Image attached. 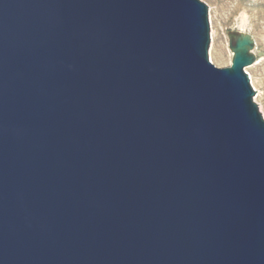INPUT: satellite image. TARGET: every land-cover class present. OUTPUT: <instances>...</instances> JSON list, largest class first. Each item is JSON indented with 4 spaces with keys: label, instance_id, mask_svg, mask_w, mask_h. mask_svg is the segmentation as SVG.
I'll return each instance as SVG.
<instances>
[{
    "label": "water",
    "instance_id": "95a60500",
    "mask_svg": "<svg viewBox=\"0 0 264 264\" xmlns=\"http://www.w3.org/2000/svg\"><path fill=\"white\" fill-rule=\"evenodd\" d=\"M203 0H0V264H264L255 38L209 58Z\"/></svg>",
    "mask_w": 264,
    "mask_h": 264
},
{
    "label": "rangeland",
    "instance_id": "374dc122",
    "mask_svg": "<svg viewBox=\"0 0 264 264\" xmlns=\"http://www.w3.org/2000/svg\"><path fill=\"white\" fill-rule=\"evenodd\" d=\"M209 8V58L219 67L231 63L229 33L246 31L255 38V63L245 68L255 89L254 99L264 116V0H203ZM242 20H246L243 24Z\"/></svg>",
    "mask_w": 264,
    "mask_h": 264
},
{
    "label": "bare ground",
    "instance_id": "6f19581e",
    "mask_svg": "<svg viewBox=\"0 0 264 264\" xmlns=\"http://www.w3.org/2000/svg\"><path fill=\"white\" fill-rule=\"evenodd\" d=\"M246 22V20H242V23L244 24ZM250 78V77H249Z\"/></svg>",
    "mask_w": 264,
    "mask_h": 264
}]
</instances>
